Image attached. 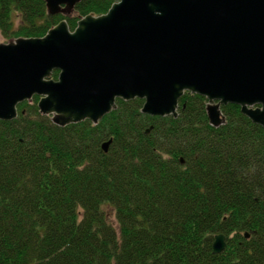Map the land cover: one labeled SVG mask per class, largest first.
I'll return each mask as SVG.
<instances>
[{
	"label": "trees",
	"instance_id": "16d2710c",
	"mask_svg": "<svg viewBox=\"0 0 264 264\" xmlns=\"http://www.w3.org/2000/svg\"><path fill=\"white\" fill-rule=\"evenodd\" d=\"M113 2L51 16L45 0H0V34L41 38L62 20L73 31ZM37 101L0 121V264H264V130L238 106L213 128L199 95L184 93L176 118L117 99L97 125L58 127Z\"/></svg>",
	"mask_w": 264,
	"mask_h": 264
},
{
	"label": "water",
	"instance_id": "95a60500",
	"mask_svg": "<svg viewBox=\"0 0 264 264\" xmlns=\"http://www.w3.org/2000/svg\"><path fill=\"white\" fill-rule=\"evenodd\" d=\"M79 2L45 6L48 15H70ZM184 93L206 99L211 127L232 104L264 130V0H115L73 31L62 20L41 38L0 44V121L14 120L34 96L58 127L97 125L117 99L142 100L143 115L176 118ZM225 247L215 235L213 254Z\"/></svg>",
	"mask_w": 264,
	"mask_h": 264
},
{
	"label": "rangeland",
	"instance_id": "374dc122",
	"mask_svg": "<svg viewBox=\"0 0 264 264\" xmlns=\"http://www.w3.org/2000/svg\"><path fill=\"white\" fill-rule=\"evenodd\" d=\"M74 11V10H73ZM73 11L71 12V14L73 13ZM70 14V15H71ZM12 40H14V39H6V38H4V37H2L1 36V34H0V44H6V43H8V42H10V41H12ZM33 102H32V100L29 102V104H32ZM104 212L108 215V219H109V221L111 222V223H113V225H114V227L116 228V224H115V219H114V215H113V212H112V210L111 209H109L107 206H105L104 207Z\"/></svg>",
	"mask_w": 264,
	"mask_h": 264
},
{
	"label": "bare ground",
	"instance_id": "6f19581e",
	"mask_svg": "<svg viewBox=\"0 0 264 264\" xmlns=\"http://www.w3.org/2000/svg\"><path fill=\"white\" fill-rule=\"evenodd\" d=\"M17 117V116H16ZM50 117V119H52V116H49ZM214 128V127H213ZM218 128V127H217ZM147 130V129H146ZM180 160H183L182 158L180 159ZM184 162V161H183ZM181 163V162H180ZM181 164H183V163H181Z\"/></svg>",
	"mask_w": 264,
	"mask_h": 264
}]
</instances>
